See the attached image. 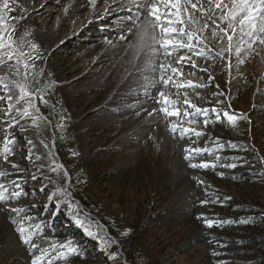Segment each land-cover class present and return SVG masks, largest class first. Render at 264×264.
Returning <instances> with one entry per match:
<instances>
[{"label":"rangeland","instance_id":"obj_1","mask_svg":"<svg viewBox=\"0 0 264 264\" xmlns=\"http://www.w3.org/2000/svg\"><path fill=\"white\" fill-rule=\"evenodd\" d=\"M38 1L39 4H42L44 0ZM95 1L111 3V0ZM3 2L4 0H0L2 6ZM191 3L197 4L205 14L193 12L189 5L188 12L185 13L182 10L181 16L187 26L200 34L201 43L204 44L198 45L193 54H184L185 60L180 65L169 64V62L173 63L172 58L176 61L180 60L173 48L161 51L160 56L157 55V52L160 51L157 34L155 36L152 33L154 46L149 51L151 50L150 53L156 55V61L150 66L152 71L149 81L146 80L149 74L144 69L145 67L139 69L141 72L136 69L128 73H125V67H119L116 70H111L109 74H106V77L101 79L98 78L101 69L99 67L95 70L94 77L89 76L82 80V83L73 84L63 90L62 87L67 81L63 80L64 72L61 68L65 67L67 71L71 72L80 67L79 71L71 76V79L81 77L88 70L87 61L84 58L87 49L83 48L79 51V48H69L72 50H68L67 53H74L68 59H65L67 55L64 50L60 49L56 52L54 49L55 46L61 45L67 38L76 34L80 27L70 31L65 29L58 35L57 45L48 46L38 38L40 36L38 30L41 28L39 20L33 21L31 18L26 24L22 23L23 18L39 7L31 6L33 2L31 5L25 6L23 0H9L8 7L3 10L7 26L0 37V43L5 45L0 47V55H6L0 62V67L6 68L0 72V89L3 90L5 86H10L17 96L10 103L9 95L0 93V104L6 100L9 103L6 110L0 105V186H2L0 193L4 196L3 199H0V260L12 262L14 259L13 262L16 261V264H33L39 258V264H85L83 261L67 260L70 255L74 254V248L58 244L51 233L52 222L59 214H63L65 219L76 225H89V221H91L88 213L83 211L78 213L76 207L71 203L70 197L65 194V187L61 188L60 186L61 176L65 180H68L69 176L65 174L66 168L63 167V163L56 156L52 146V139L56 137L58 130L63 131V134L69 137L66 142L68 145L67 163L73 168H79L84 174L88 167H93L92 170L96 169L97 164H100L103 170L108 172L123 171L133 167L140 158L146 157L155 162L158 161L159 170L165 165L171 172L172 180H184L181 187L160 208L162 221L167 225H174L181 218L184 210L191 205L200 188L209 186V182L202 174L189 173L188 167L182 160L184 155L190 159L194 157L193 153L188 154L190 142L187 140V134L191 131L202 130L208 118L204 115L203 104L204 101L211 100V102H217L219 108H228L237 113L242 111L243 116L230 115L233 119H229V122L233 130L236 131L237 138L246 136V114L249 118L250 113L248 112L254 111V103L247 97L248 91L244 93L245 88L243 92L240 90V76L245 71L244 81L251 82L248 86L251 88L256 85L259 77L264 75V45H261L258 40L251 39V47H249L250 38L237 33L231 41L232 48L228 50L227 36L233 35L232 32L229 30L227 35H222L220 28L215 25L227 27V21L221 19L222 13L227 9H216L214 0L211 4L209 0H191ZM223 3L228 4L230 0H223ZM82 6L84 7L85 4ZM91 9L88 11L91 12ZM120 10L113 6L112 11L115 14H111L112 16L106 23L97 24L96 29H91L85 36L77 37V39L83 43L90 39L95 41L97 34L95 30L105 32L118 30L119 28L114 27L113 21L117 16L126 14V12L116 13ZM81 15L73 16L74 20L72 19L71 22L85 25L92 14L86 17L85 15L81 17ZM95 16L96 19L101 18L98 14ZM137 20L134 19V21ZM144 23L147 24L146 22L142 24ZM122 29L125 30L126 27H122ZM213 32H216L215 36ZM112 36L104 49L113 43L115 35ZM109 37V35L105 36V40ZM185 38L188 37L185 36ZM160 40L162 43L168 40L181 41L175 36L161 34ZM184 42L189 43L186 40ZM23 44L24 48L29 46L32 49L29 61H26L21 54L24 51ZM155 47L159 49L156 48V50ZM237 47L240 49L239 52L236 51ZM102 52H98V54ZM198 53L203 54L198 55ZM13 58H17L18 61H11ZM96 59L97 57L93 59L92 64ZM23 68L25 71L27 70L26 74L22 73ZM44 68L45 71H43ZM42 72L52 82V95L42 101L33 96L28 98L26 88L31 89L35 84H38ZM122 74L127 78L131 75V79L142 81L139 89L142 90L140 92L138 90L136 93L138 87H128L126 82L120 81ZM28 75H31L28 84L21 85V78L25 79ZM165 80L168 81L167 84L164 83ZM150 83L156 85L155 91L151 90ZM21 88L24 89L23 92ZM130 88L133 89V94H131L132 89L130 92ZM116 90L117 92L119 90L120 95L130 93L126 99L127 103H130H126L127 107L118 108L120 104L112 102L119 100L113 95ZM132 96L138 99L136 102L141 103L140 100L143 99L140 106L136 105L133 108L135 102L130 99ZM165 97L172 103L166 104ZM262 98L264 99V96ZM143 104L145 105L143 106ZM189 108L195 110L194 113H190L194 118L188 123L181 122L180 115L183 112L188 113ZM15 109L21 110L24 124L13 129L11 126L18 123V120H15L14 116L10 118L4 116ZM165 109L167 112H178L179 114L167 115ZM120 112L123 113L119 114ZM131 115L134 119H138L137 122H131ZM38 116H42V122ZM149 117L154 119L153 123L142 130L143 124L139 123ZM9 120L10 122L6 123ZM177 131L178 133L174 134ZM179 136L182 139L178 138ZM194 176L197 180L196 189H194L196 182ZM85 178H87V174ZM99 184L98 181L97 189L88 186L92 189L91 193L97 194V198L94 199L97 203L95 208L103 209L101 206L103 202L106 206L108 205L110 216H114V212H119V217L123 215L129 218L130 215L125 213V207H119L114 199L111 200L113 196L108 197L112 187L105 184L98 189ZM26 187L35 190L33 197L30 196V191ZM151 200L154 201V198ZM28 201L31 202L32 207H36L38 210L31 214L27 213L29 209H26L25 204ZM112 216L111 218H113ZM48 221H51L49 229L45 227V222ZM127 227L125 224V229ZM20 228H23L24 231H19ZM83 230L85 234H88V237L95 236L89 232L86 226H83ZM103 251L107 257H112L111 252ZM205 254L206 246H199L191 254L178 257L174 264H202ZM10 262L6 264H10ZM215 263L212 262V264Z\"/></svg>","mask_w":264,"mask_h":264},{"label":"trees","instance_id":"obj_2","mask_svg":"<svg viewBox=\"0 0 264 264\" xmlns=\"http://www.w3.org/2000/svg\"><path fill=\"white\" fill-rule=\"evenodd\" d=\"M245 83L240 82V90L245 88L244 93L248 91L247 97L255 103L254 111L248 112L249 139H238L228 125L214 130V138L221 139L222 159L203 171L211 186L196 197L174 225L162 221L160 208L184 180H172L165 165L159 170L158 161L146 157L123 171L108 172L97 164L96 169L88 167L84 174L67 163L69 138L57 131L55 149L69 175L66 185L61 176L60 186L65 187V194L78 210L80 206L90 213L103 240L101 243L84 236L82 230L60 216V221H65L56 226V236L62 242L67 236L73 238L77 252L71 259L85 264H122L124 257L127 264H174L178 257L206 246L202 264H264V99L261 91L253 92L248 87L251 83ZM50 85L44 77L40 93L51 94ZM214 138L210 141L215 142ZM98 181V189L105 184L112 187L108 197L113 196L111 200L125 207L129 218L119 217V212L111 218L103 202V209L95 208L97 194L91 193V188L97 189ZM103 249L112 257L108 258ZM2 260L0 264L10 262ZM13 260L10 264H16Z\"/></svg>","mask_w":264,"mask_h":264},{"label":"bare ground","instance_id":"obj_3","mask_svg":"<svg viewBox=\"0 0 264 264\" xmlns=\"http://www.w3.org/2000/svg\"><path fill=\"white\" fill-rule=\"evenodd\" d=\"M123 1H127V0H123ZM23 2H24L25 6L31 5V3L33 2V4L31 6L39 7L38 9H35L33 12H31L27 17L23 18L22 23L26 24L28 22V20L31 18L33 21L39 20V22L41 24V28L38 30L39 34H40V36L38 38H40L39 40H41V42L43 44H46L48 46L57 45L56 44L57 37L59 34L63 33L65 29H67V31H70L74 28L76 29V28L80 27V28H78V32L76 34L67 38L63 43H61V45L55 46V49H54V51H56V52L60 49L64 50V53L67 55L65 57V59H68L74 53V52L73 53L72 52L67 53L68 50H72L69 48H72V47H74L76 49L79 48L78 49L79 51H80V49H83V48H85V50L87 49V52L85 53L86 56L84 58H86L85 61H87L86 63L88 64V70L81 77L74 79V80L71 79V76L76 74L77 71H79L80 67L76 66L77 68L72 70L71 72L67 71L65 67L61 68V70L64 72L63 80L67 81L66 83H64V86L62 87L63 90L68 88L69 86L71 87L73 84L80 83L82 80H84L85 78H88L89 76L94 77L93 74L95 73V70L99 67H101V69L98 73L99 79L106 77L107 76L106 74H109V72H111V70H116L119 67H125V69H126L125 73L133 72L136 69L139 70L142 67H145L144 69L149 74V76H147L148 79H146V80L147 81L150 80L151 71H152L150 66L156 61V55L154 53H150L151 50L149 51V49H151L154 46V40L152 39L153 37H151L153 30H152V27L150 26L149 23L141 24L139 27H136V26L135 27H132V26L128 27V25H130V22L128 21L123 26V27H126L125 30L119 28L116 31H108V32L106 31L107 33L105 31L95 30L97 32V34L95 35L96 36L95 41H93V39H90L89 41L83 43V42H80V39L79 40L77 39V37H81L83 35L85 36L91 29H94L97 24L100 25L103 22L106 23L109 20L110 16H112L111 14H115V12L112 11L113 6L117 7V9H122L120 7L123 4L122 1L111 0L110 4H105L102 2L98 3L97 1L94 2V0H44V1H42V4H39L40 2L38 0H33V1L32 0H23ZM82 4H85V6L83 7ZM90 8H92L91 12L88 11V10H90ZM85 12H87V13L84 14ZM78 14H82L81 17L84 15H85V17L90 15V14H92V15L89 16V20L87 21V23L85 25H82L80 23L75 24V23L71 22L72 19L74 20L73 16H77ZM95 14L100 15L101 18L99 17L100 19H96V16L94 17ZM68 23H70V24L68 25ZM36 25L38 26L39 24H36ZM111 34L115 35V39L113 40V43L109 44L104 49L105 45L113 37ZM108 35L110 36L109 39L107 38V40H105V36H108ZM156 48H158V47H155V49ZM98 52H102V53L98 54ZM96 57H97L96 61L92 64L93 59ZM91 58H93V59H91ZM2 59H4V55H0V61ZM160 61H161V59H160ZM155 65H157V64H155ZM5 69L6 68L4 66L0 67V72H2V70H5ZM139 71H138V74H139ZM153 74L156 75L158 73H153ZM125 77H126V75L122 74V76L120 77V81L126 82L128 84V87H130V86L138 87V89L136 91V93H137L141 87L140 83H142V81H140L138 79H131V75L128 78L127 77L125 78ZM154 81H157V80H154ZM92 86L94 87V85H92ZM153 86H154V84H153ZM134 87H132V88H134ZM132 88H130V92H131ZM141 90H139V92ZM14 92H15L14 89L10 86H5L3 90L0 89V93H6L9 95L8 100L10 103L12 101H14L16 96H17V93L16 92L14 93ZM120 94L121 93H119V90H118V92L116 90V92L113 93V95L118 97L119 100L112 101V102H115L118 105L120 104V106H118V108L119 107H127V104H130V103H127L128 100L126 101V99H128V97L130 96V93H128V94L124 93L122 95H120ZM131 94H133V89H132ZM130 99L133 100L132 102H135L134 103L135 106H133L131 104V107L133 106V108L136 107V105L140 106L142 103V100H143V99L140 100L141 99L140 98L139 99L141 101V103H140L139 101L136 102V100H138V99L134 98L133 96L130 97ZM0 105H2L3 107H5V109H7L9 106V103L6 100V102H4ZM144 105L145 104H143V106ZM121 113H123V112H120L119 114H121ZM12 116H14L15 120H18V123H16L15 125H12L11 128L16 129L18 127V125L21 126V124H24V121L22 119L23 116H22L21 110H16V109L12 110V111L8 112V114H6L4 117L10 118ZM130 118H131V122H137V120H138V119H134L133 116ZM139 120H140V118H139ZM152 121H154V119H151L150 117L147 118L145 121L142 120V122L139 123V124H143L142 130H145L149 125H151L153 123Z\"/></svg>","mask_w":264,"mask_h":264},{"label":"snow or ice","instance_id":"obj_4","mask_svg":"<svg viewBox=\"0 0 264 264\" xmlns=\"http://www.w3.org/2000/svg\"><path fill=\"white\" fill-rule=\"evenodd\" d=\"M8 3L9 0H4L3 6L0 7V33H2L5 29V17L3 10L8 7ZM209 3H213V0H209ZM157 4H163L165 8L175 9V11H166L161 13L157 7ZM189 5L191 6L193 12L200 11L202 15L205 14L202 8L198 7V5L195 3H191V0H183V3L182 0H156V2L152 3L151 5H141V7H147L148 11L155 19L156 26H160L164 23H167L168 25H183L185 21L181 16V12L183 10V12L187 13ZM214 6L218 10L221 8L227 9V11L221 15V19L227 21V27L220 28L219 30L222 35H227L229 30L233 34L227 36L229 41L228 50L232 48L231 41L237 33L242 36L246 35L250 38L249 47H251V39L258 40L261 45H264V0H230V3L228 4L223 3V0H214ZM162 16L165 17V19H162ZM189 16H191V14H189ZM167 17H175V19H167ZM160 32L161 35L177 34L181 36H187L189 40H191L193 37V33L185 31L184 27H180L179 29L176 27H161ZM213 35L215 36L216 32H213ZM4 46L5 45L3 43H0V47ZM162 46L165 49H167L169 46L173 48L189 49L192 47L191 44H185L182 42L174 43L170 40L164 41ZM236 51H240L239 47H237ZM200 54L203 53H198V55ZM164 83L167 84L168 81L165 80ZM21 91L23 92L24 89L21 88ZM161 96H163V93H161ZM164 102L166 104L172 103L171 101H168L166 97L164 98ZM165 111L167 115L179 114L178 112H167L166 109ZM229 119L231 120L233 118L230 116ZM197 135H200V133H197ZM199 166L207 167L208 165L204 164ZM192 167H197V165H192ZM3 198V194L0 193V199ZM18 230L21 232L24 231L23 228ZM33 264H39V258H37Z\"/></svg>","mask_w":264,"mask_h":264}]
</instances>
